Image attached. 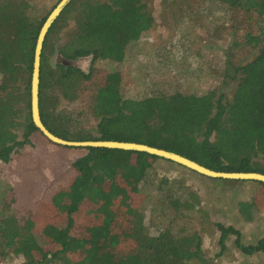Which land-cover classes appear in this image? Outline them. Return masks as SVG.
<instances>
[{"label": "trees", "instance_id": "obj_1", "mask_svg": "<svg viewBox=\"0 0 264 264\" xmlns=\"http://www.w3.org/2000/svg\"><path fill=\"white\" fill-rule=\"evenodd\" d=\"M209 1L244 16L238 39L241 46L255 50L249 61L232 69L228 98L210 90L202 95L175 91L124 99L114 69L92 84L94 66L120 63L127 45L152 27L153 18L145 0H71L42 44L38 108L44 127L66 141L135 142L176 153L213 171L264 175V0ZM29 4L28 0H0L3 164L28 144L31 134L42 136L30 121L29 77L35 38L50 11L39 17L37 7ZM53 54L65 63L88 57V71L61 62L51 65L48 57ZM88 84V113L94 125L82 128L81 112L58 106L76 101ZM76 149L82 153L70 164L73 174L52 194L49 205L55 210L43 222H39L40 203L20 223L5 209L7 214L0 219L3 258L19 255L21 264H209L201 237L176 227L201 204L188 185L159 176L151 209L155 211L159 204L171 220L155 234L147 232L140 209L147 198L141 184L156 162L199 175L142 153ZM256 184L264 192V186ZM133 196L139 200L129 201ZM252 206L238 204L244 213ZM83 217L86 221L79 223ZM215 227L220 251L233 238L232 246L241 256L264 255V240L241 245L238 231L221 224Z\"/></svg>", "mask_w": 264, "mask_h": 264}, {"label": "rangeland", "instance_id": "obj_2", "mask_svg": "<svg viewBox=\"0 0 264 264\" xmlns=\"http://www.w3.org/2000/svg\"><path fill=\"white\" fill-rule=\"evenodd\" d=\"M36 6L39 17L46 14L59 0H28ZM153 18L152 27L141 34L136 42L127 45L120 63H97L93 83L114 69L120 75L119 92L124 99H141L156 93L180 92L202 95L210 90L228 98L233 89L230 79L232 69L249 61L255 50L241 46L237 32L244 20L241 13L209 0H145ZM68 27V26H67ZM64 31V30H63ZM62 31V33H63ZM71 64L87 72L90 58L65 63L57 55H50L48 63ZM73 103L61 102L58 109L79 114V126L91 128L94 120L88 113L89 87ZM20 133H18L19 135ZM82 151L48 142L38 133L18 149L8 163H0V219L9 212L17 222L33 215L37 204L39 222L44 221L54 208L49 205L52 194L73 172L70 164ZM186 184L200 201L198 210L176 223L185 234L196 233L201 237V249L209 264H264L259 253L243 257L235 251L230 238L225 250L217 245L216 224L230 226L239 233L241 245L264 240V192L250 181H219L194 177L178 167L156 162L145 174L141 191L147 197L140 209L150 235L155 234L170 219L164 210L154 211L153 197L159 176ZM139 200L130 197L129 201ZM255 202V203H253ZM253 205L249 213L239 210L238 204ZM6 209V210H5ZM86 216V215H85ZM81 218L79 223L85 222ZM47 221V219H45ZM22 257L0 255V264H21Z\"/></svg>", "mask_w": 264, "mask_h": 264}, {"label": "water", "instance_id": "obj_3", "mask_svg": "<svg viewBox=\"0 0 264 264\" xmlns=\"http://www.w3.org/2000/svg\"><path fill=\"white\" fill-rule=\"evenodd\" d=\"M71 0H59L58 3L49 12L35 38L33 51L31 72L29 77V116L33 127L50 143L66 148H104L110 150H119L125 152L142 153L148 156L156 157L165 161L174 163L183 167L199 176L225 181H250L260 183L264 186V175L254 172H218L210 170L198 163L189 160L176 153L158 149L135 142H119V141H66L51 134L42 124L39 116L38 108V92H39V67L40 54L45 35L60 13L65 9Z\"/></svg>", "mask_w": 264, "mask_h": 264}]
</instances>
